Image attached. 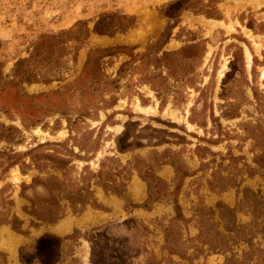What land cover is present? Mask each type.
I'll return each mask as SVG.
<instances>
[{
	"label": "rangeland",
	"instance_id": "1",
	"mask_svg": "<svg viewBox=\"0 0 264 264\" xmlns=\"http://www.w3.org/2000/svg\"><path fill=\"white\" fill-rule=\"evenodd\" d=\"M229 258L264 264V0H0V264Z\"/></svg>",
	"mask_w": 264,
	"mask_h": 264
},
{
	"label": "trees",
	"instance_id": "2",
	"mask_svg": "<svg viewBox=\"0 0 264 264\" xmlns=\"http://www.w3.org/2000/svg\"><path fill=\"white\" fill-rule=\"evenodd\" d=\"M133 26H134V23H130L129 27H133ZM75 28H76V26H75ZM74 30L75 29H71L70 31L64 32L63 35H70V34L74 33ZM54 37L59 38L60 36H54ZM43 38H47V37L44 36ZM10 224L12 225L13 230H15V231H17L19 233H23L22 230H21V222H19L16 218H14L13 222H10ZM246 242L250 243L251 240H247ZM252 254H253L252 250L249 251V252H246L245 255L243 256V262L248 260V258H250L252 256ZM21 255H22V252H21ZM233 261H234V258H229V259H227V264L228 263L231 264Z\"/></svg>",
	"mask_w": 264,
	"mask_h": 264
}]
</instances>
